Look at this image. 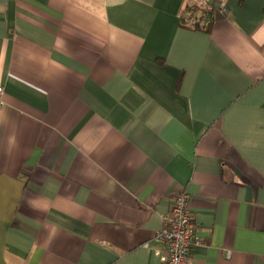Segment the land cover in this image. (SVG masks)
<instances>
[{"label": "crops", "instance_id": "obj_1", "mask_svg": "<svg viewBox=\"0 0 264 264\" xmlns=\"http://www.w3.org/2000/svg\"><path fill=\"white\" fill-rule=\"evenodd\" d=\"M0 0V264H264V0Z\"/></svg>", "mask_w": 264, "mask_h": 264}, {"label": "built area", "instance_id": "obj_2", "mask_svg": "<svg viewBox=\"0 0 264 264\" xmlns=\"http://www.w3.org/2000/svg\"><path fill=\"white\" fill-rule=\"evenodd\" d=\"M210 8H216L222 15L227 14L222 0H189L190 10ZM4 106V88L0 86V109ZM154 241L164 246L159 252L161 264H191L194 248L200 241L187 191H181L174 196L170 211L164 217L163 226Z\"/></svg>", "mask_w": 264, "mask_h": 264}, {"label": "trees", "instance_id": "obj_3", "mask_svg": "<svg viewBox=\"0 0 264 264\" xmlns=\"http://www.w3.org/2000/svg\"><path fill=\"white\" fill-rule=\"evenodd\" d=\"M211 14L210 9H197L194 11L189 9L185 17L182 18L181 24L191 30L207 32L213 23Z\"/></svg>", "mask_w": 264, "mask_h": 264}]
</instances>
